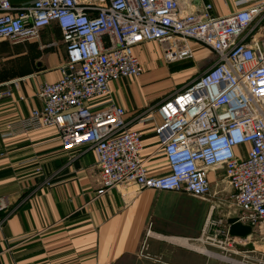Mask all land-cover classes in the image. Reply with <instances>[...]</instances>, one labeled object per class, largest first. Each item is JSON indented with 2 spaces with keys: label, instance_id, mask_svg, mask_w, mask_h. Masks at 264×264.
<instances>
[{
  "label": "built area",
  "instance_id": "2783aa9c",
  "mask_svg": "<svg viewBox=\"0 0 264 264\" xmlns=\"http://www.w3.org/2000/svg\"><path fill=\"white\" fill-rule=\"evenodd\" d=\"M211 7L182 12L179 0H0V40L35 39L52 22L61 30L63 74L39 86L42 106L26 123L57 127L64 150L91 148L102 184L97 194L133 186L136 193L181 191L209 200L199 236L186 242L225 264H264V0L221 16ZM191 40L211 56L195 78L149 108L160 118L155 153L168 167L150 176L141 135L128 128L123 107L87 102L107 96L111 80L143 72L136 45L158 43L171 63L192 58ZM11 94L10 87L0 90V98ZM222 168L224 179L212 185L209 174ZM219 191L225 197L218 203ZM7 206L0 195V211ZM232 213L251 227L250 234L231 233Z\"/></svg>",
  "mask_w": 264,
  "mask_h": 264
},
{
  "label": "crops",
  "instance_id": "0c3cea01",
  "mask_svg": "<svg viewBox=\"0 0 264 264\" xmlns=\"http://www.w3.org/2000/svg\"><path fill=\"white\" fill-rule=\"evenodd\" d=\"M32 1L10 0L13 5ZM179 1L182 12L210 3L214 16L250 4V0ZM154 43L133 48L142 66ZM189 44L193 56L186 60L194 61L195 68L181 86L195 78L211 56L202 44L193 40ZM66 60L62 33L55 22L42 28L35 39L0 40V90H12L11 96L0 98V195L8 203L7 210L0 211L4 219L0 264H225L186 242L199 236L209 215V200L181 191L136 193L133 186L97 194L102 184L91 148L64 150L57 127L28 126L31 110L42 106L39 86L57 81ZM143 73L144 68L139 76L111 80L106 98L87 103L102 108L111 100L123 107L128 128L141 135V157L148 174L158 176L168 167L164 156L155 153V127L160 118L149 108L159 101L160 92H151L150 97L143 93ZM230 222L235 236L244 237L251 231L248 224L233 218Z\"/></svg>",
  "mask_w": 264,
  "mask_h": 264
},
{
  "label": "rangeland",
  "instance_id": "374dc122",
  "mask_svg": "<svg viewBox=\"0 0 264 264\" xmlns=\"http://www.w3.org/2000/svg\"><path fill=\"white\" fill-rule=\"evenodd\" d=\"M154 44L156 46L150 45V47L148 48V55L145 56L144 65H143L144 73H143V77H141L140 83L142 84L141 87L144 90L143 93L149 97L152 94L151 92H155V91L160 92L158 96L160 100L161 98L167 96L168 94L178 91L179 89H181V87L185 85L184 84L183 86H181L182 83L185 82L187 78L192 77L193 75L192 72L193 69L195 68V62L192 60L191 61L182 60L174 64L168 65L165 63V60L163 59L159 44L157 43ZM210 175L211 174H209V177ZM224 176H225V169L222 168L212 173V178H213L212 180H214L215 182H221L224 179ZM214 181H212V185H214ZM224 197H225V193L219 191L217 195V202L219 203L218 200L219 198H224ZM225 207H222L223 211L227 210V207L226 208ZM217 211L218 210H216L215 212ZM233 214L235 213H232V215ZM233 219H234V215H233ZM236 259L241 260V257L236 256Z\"/></svg>",
  "mask_w": 264,
  "mask_h": 264
},
{
  "label": "bare ground",
  "instance_id": "6f19581e",
  "mask_svg": "<svg viewBox=\"0 0 264 264\" xmlns=\"http://www.w3.org/2000/svg\"><path fill=\"white\" fill-rule=\"evenodd\" d=\"M189 244V246L191 247V248H193L194 250H196V251H199V252H204V249L202 248V247H200V246H196V245H194V244H190V243H188ZM237 264H241L240 262H237Z\"/></svg>",
  "mask_w": 264,
  "mask_h": 264
},
{
  "label": "trees",
  "instance_id": "16d2710c",
  "mask_svg": "<svg viewBox=\"0 0 264 264\" xmlns=\"http://www.w3.org/2000/svg\"><path fill=\"white\" fill-rule=\"evenodd\" d=\"M233 228H231V232H232Z\"/></svg>",
  "mask_w": 264,
  "mask_h": 264
}]
</instances>
